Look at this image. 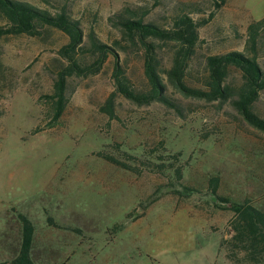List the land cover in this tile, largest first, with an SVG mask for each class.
Returning a JSON list of instances; mask_svg holds the SVG:
<instances>
[{
	"label": "rangeland",
	"instance_id": "374dc122",
	"mask_svg": "<svg viewBox=\"0 0 264 264\" xmlns=\"http://www.w3.org/2000/svg\"><path fill=\"white\" fill-rule=\"evenodd\" d=\"M26 1L52 11L66 6L86 33L93 29L108 41L115 35L108 17L124 3L149 5L148 19L163 22L188 0ZM196 1L204 5L196 17L209 18L214 11L200 28L188 77L201 85L207 55L244 49L248 24L264 17V0H227L221 8L212 0ZM66 42L52 27L42 38L22 34L2 41L0 261L20 247L23 212L36 227L33 257L40 264H235L222 246L231 236L234 213L214 205L209 178L221 177L220 193L264 202V131L249 124L230 100L186 97L171 84L168 92L180 111L117 94L112 117L103 110L115 91L110 60L97 74L69 77L66 106L54 122L46 114L48 95L64 66L58 50ZM122 55L132 79L146 88L141 54ZM260 58L264 64V54ZM231 78L240 80L237 69ZM255 109L264 115V91ZM38 125L42 130L34 132ZM162 140L169 153L181 154L183 180L146 170L130 156L145 159Z\"/></svg>",
	"mask_w": 264,
	"mask_h": 264
},
{
	"label": "trees",
	"instance_id": "16d2710c",
	"mask_svg": "<svg viewBox=\"0 0 264 264\" xmlns=\"http://www.w3.org/2000/svg\"><path fill=\"white\" fill-rule=\"evenodd\" d=\"M212 1L217 8L227 2ZM203 10L200 1H181L172 15L157 22L148 19L151 6L126 2L109 15L108 21L115 29V35L105 41L93 29L86 33L81 20L73 17L66 6L52 11L26 0H0V19L3 20L0 24V53L3 39L10 35L27 34L42 38L52 27L67 36V42L58 50L64 66L58 72L54 91L48 95L50 107L46 114L54 122L64 112L69 77L97 74L110 60L115 91L103 110L112 117L117 94L139 105L157 101L180 111L176 98L168 92V84H171L186 97L221 103L230 100L249 124L264 131V115L255 109L264 91V64L260 58L264 54V17L248 24L243 50L207 55L202 84L195 85L188 77L200 42V28L214 16V11L209 18L195 16ZM135 50L141 54L146 88L132 79L128 59L122 55V52L126 54ZM165 54L170 57L169 64L165 63ZM232 69L240 73V80L236 83L231 78ZM41 126L38 125L34 132L42 130ZM148 152L145 159L130 156L140 160L146 170L183 180L186 167L180 153H169L163 140ZM101 154L122 168L141 172L136 165L110 154ZM167 157L169 159L165 160ZM220 184L219 175L211 176L207 194L216 207L234 213L231 236L222 240L227 257L235 264H264V202L220 193ZM18 218L21 223L20 247L11 259L1 260L0 264H40L33 257L35 224L23 212L18 213Z\"/></svg>",
	"mask_w": 264,
	"mask_h": 264
}]
</instances>
